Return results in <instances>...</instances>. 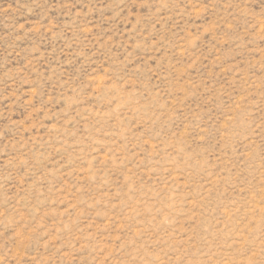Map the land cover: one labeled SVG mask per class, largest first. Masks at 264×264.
<instances>
[{"label":"rangeland","instance_id":"374dc122","mask_svg":"<svg viewBox=\"0 0 264 264\" xmlns=\"http://www.w3.org/2000/svg\"><path fill=\"white\" fill-rule=\"evenodd\" d=\"M0 264H264V0H0Z\"/></svg>","mask_w":264,"mask_h":264}]
</instances>
